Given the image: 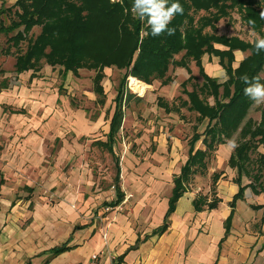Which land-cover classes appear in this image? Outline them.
<instances>
[{"label":"crops","instance_id":"0c3cea01","mask_svg":"<svg viewBox=\"0 0 264 264\" xmlns=\"http://www.w3.org/2000/svg\"><path fill=\"white\" fill-rule=\"evenodd\" d=\"M213 59L210 56L203 58L205 73L223 83L226 80L217 74L226 72L219 60ZM240 63L235 60L233 67L238 68ZM185 70L170 73V76L175 74L171 78L172 82H178V87L191 75L199 76L196 66ZM33 80H39V77L29 76L26 81L31 83ZM142 84L150 88V85ZM6 86L3 88H8ZM136 93L141 96L137 101H142L147 91ZM182 111L165 113L175 116ZM122 112L125 116L123 109ZM114 113L108 123V132ZM191 114L194 115L189 112ZM12 115L25 125L16 127L17 133H27L30 128L25 130L26 113L17 111ZM194 117L196 124L193 127L198 128L197 114ZM206 124L201 131L195 129V133H203ZM8 131L6 129L9 147L4 149L0 161V264H264V193L254 195L248 189L244 199L232 208L231 202L238 194L239 186L233 179L228 184L229 193L221 192L224 184L218 186V183L226 174H222L216 184L219 191L215 186V195L212 193L213 198L220 201L217 209L209 211L205 207L196 211L195 200L207 198L210 202L212 199L200 194V189L190 190L188 186L169 218L168 229L163 234H154L164 224L173 182L188 160L190 141L185 161L177 170L173 167L178 160L173 159L178 140L171 146L170 153L164 141L147 161L136 162L132 158L126 174L133 198L128 201L124 195L122 201L127 203L124 212L117 213L118 195L108 203L105 191H92L93 188L87 185L88 174L84 168L83 171L71 169V177L60 173L69 154L64 149L66 146L58 152L57 161L49 164L42 156L44 147L39 136L33 133L24 141L23 147H14L20 143L10 140L12 134ZM108 132L105 138L94 142L99 150L109 151L102 145L107 142ZM221 147L228 164L234 150ZM195 149H204L203 142L198 141ZM84 161L79 159L78 165L84 164V167ZM72 162L71 156L67 166ZM230 170L235 176L236 171ZM24 176L32 177L40 184H29ZM220 193L225 195L222 197ZM106 207L116 211L105 214ZM99 215L103 216L100 220ZM63 247L67 248L65 252L55 254V250Z\"/></svg>","mask_w":264,"mask_h":264},{"label":"trees","instance_id":"16d2710c","mask_svg":"<svg viewBox=\"0 0 264 264\" xmlns=\"http://www.w3.org/2000/svg\"><path fill=\"white\" fill-rule=\"evenodd\" d=\"M174 2L182 5L183 14H177L169 24L168 27L175 30L172 35L165 32L152 36L144 21L135 18L131 11L125 14L124 9L131 8L132 0L121 3L111 0H16L9 23L0 19V36L8 38L10 49L14 47L20 51L14 65L17 76L32 72L31 78H38L43 62L53 69L59 68L64 78L69 73L77 75L81 70L94 71L95 95L104 105V70L124 71L107 142L102 144L111 153L124 117L126 79L135 78L150 86L160 82L164 87L172 83V67L189 68L195 64L199 76L191 75L180 86L187 99H179V105L171 107L162 98L158 99L165 112L186 109L197 114L198 125L207 124L203 133H195L190 140L189 157L174 179L164 224L154 234H163L168 229L169 218L192 178L205 175L212 154L233 137L238 139V146L228 166L236 171L234 183L239 186V192L233 197L231 207L235 208L236 203L244 199L248 189L254 195L264 193V154L259 150L264 145V106L259 121L249 118L255 103L244 94L247 85L241 79L247 76L251 80L264 73V50L257 53L256 39L248 43L239 37L215 34V24L236 11L246 26L264 38V19L260 16L264 0H168L169 5ZM200 14L196 20L195 16ZM209 27L213 33L205 31ZM35 28H40V34L32 38L30 33ZM145 31L149 33L146 36L142 34ZM25 42L26 50L22 52ZM216 45L226 50L217 49ZM236 51L249 55L235 69ZM179 55L181 59L176 60ZM205 55L219 59L227 75L225 82L220 83L205 73L202 65ZM198 141L203 142L204 149H195ZM221 176L222 173L213 174V185L216 186ZM245 178L249 180L247 185L243 182ZM117 190L119 199L115 206L123 198L120 188ZM219 203L217 198L210 202L200 198L194 201V207L196 211L205 207L211 211L217 209ZM66 250V247L59 248L55 254Z\"/></svg>","mask_w":264,"mask_h":264},{"label":"rangeland","instance_id":"374dc122","mask_svg":"<svg viewBox=\"0 0 264 264\" xmlns=\"http://www.w3.org/2000/svg\"><path fill=\"white\" fill-rule=\"evenodd\" d=\"M121 2L122 0H118L117 3ZM15 3L16 0H0V19H3L7 24L10 19V11H15ZM201 14L195 16L196 20ZM205 31L213 33L210 27ZM253 33L256 32L241 21L236 11L231 12L230 17L221 19L215 24V34L220 37H239L249 43L257 39ZM39 34L40 28H35L30 33V37L35 38ZM256 34L259 37V34ZM215 47L226 50L220 45ZM25 50L26 42L22 44L21 48L22 52ZM18 52L20 51L14 47L10 49L8 38L0 36V161L3 159L4 149L9 147L7 139L9 135H7L6 129L9 130V133L11 131L10 140L14 139V142L20 143L17 146L12 143L14 147H23L24 141L29 140V135L36 134L40 137L39 141L43 143L42 156L49 160V164L57 161L58 152L66 146L64 149L69 154L66 156L68 158L61 170H59L60 173L71 177V172H69L71 169L79 168L83 171L84 168L88 174V177L86 176L87 185L89 184L88 186L93 188L92 191H105L108 203L116 199L118 188L125 197H129V201L133 196L129 191L130 185L127 182L126 170L127 164L132 158L136 162L147 161L156 153L158 146L164 141L167 142L166 149L170 153L171 146L175 144V140H178L179 146H176V150H174L176 155L173 159V161L178 160L173 167V170H177L185 161L189 148L188 142L195 133V129L201 131L205 126L204 123L201 126H199L200 124L197 125L198 128L193 127L196 124L195 114L189 115L186 109H182L181 114L183 115L169 116L170 114L165 113L164 109L159 106L157 98H162L168 105H179V99H187L175 80L164 87L161 86L160 82H155L150 88L143 84L147 94L143 96L142 101H137L141 96L136 92H145L133 88L132 84L135 79L128 77L122 108L125 116L122 129L119 130L120 133L115 140L114 154L106 150H99L94 142L106 137L105 133L108 132V123L115 110V99L121 86L124 71L108 68L104 70L105 80L102 85L106 94V101L104 105H101L95 95L94 78L96 74L94 71L81 70L77 75L69 73L64 78L63 72L59 68L53 69L43 62L41 71L38 73L39 80H33L30 83L26 80L32 72L20 76L15 74L14 65ZM234 55H236L235 60L242 62L249 53L236 51ZM208 56L205 55L204 57L207 59ZM180 59L181 55L176 57V60ZM213 60L216 62L219 59L214 57ZM190 66L189 68L172 67L171 72L174 70L177 72L185 69L191 70L195 64L192 63ZM174 75V73L171 74L173 78ZM220 76L223 80H227L225 73L217 74V77ZM6 84L8 88H3ZM210 104L213 105L212 99H210ZM263 106L264 104L254 105L249 113V118L259 121ZM17 111L26 113L25 117L28 119V123L25 130L28 129V126L30 128L27 133L20 135L17 133L16 127L25 125L12 115L13 112ZM259 150L264 154V145ZM71 156L73 162L67 166ZM225 156L222 147H218L209 159L206 174L193 177L189 189H200V194H206L213 199L212 193H215V185H213L212 176L215 173H222L226 174V177H222L221 182H224L218 183V186L224 184L221 192L227 195L230 189L228 184L233 181L236 175L234 176V172L228 167L227 159H224ZM32 157L35 158L36 155ZM79 159L85 160L86 165L84 167H82L84 164L78 165ZM72 165L76 166L71 167ZM28 176L24 177H27L25 180L29 184L32 183L37 186L40 184ZM244 182L246 184L249 180L245 178ZM218 186H216V191ZM225 194H221V196L223 197ZM49 198L53 201L52 197ZM125 204L127 203H124L121 210L116 211V209L106 207L104 212L105 214L112 212L111 210L117 213L124 212ZM102 217L99 215L98 219L100 220Z\"/></svg>","mask_w":264,"mask_h":264},{"label":"clouds","instance_id":"9594fccd","mask_svg":"<svg viewBox=\"0 0 264 264\" xmlns=\"http://www.w3.org/2000/svg\"><path fill=\"white\" fill-rule=\"evenodd\" d=\"M111 2L117 3L118 0H111ZM124 11L125 14L131 11L135 18L146 23L152 36H159L165 32L168 35L174 34L175 30L170 29L168 26L177 14H183V7L178 2L169 5L168 0H132L131 8H125ZM260 16L264 19V11H261ZM142 34L146 36L149 33L145 31ZM253 35L257 36L254 45L257 53H259L264 50V38L258 37L256 33H253ZM241 79L247 85L244 94L255 105L264 104V83L261 82V80H264V73L257 74L251 80L247 76H243ZM237 146L235 137L228 139L224 145L228 150H234Z\"/></svg>","mask_w":264,"mask_h":264},{"label":"bare ground","instance_id":"6f19581e","mask_svg":"<svg viewBox=\"0 0 264 264\" xmlns=\"http://www.w3.org/2000/svg\"><path fill=\"white\" fill-rule=\"evenodd\" d=\"M131 83H132V79H131ZM132 85H133V88L135 87L138 90H141L143 92H146V88L144 87V85L140 81L134 80V82H133ZM133 91H135V90H133Z\"/></svg>","mask_w":264,"mask_h":264},{"label":"built area","instance_id":"2783aa9c","mask_svg":"<svg viewBox=\"0 0 264 264\" xmlns=\"http://www.w3.org/2000/svg\"><path fill=\"white\" fill-rule=\"evenodd\" d=\"M139 94V93H138ZM123 199H124V195H123ZM129 197H125V200H128ZM125 202L121 201L116 207H118V210L122 209V206L124 205ZM108 210V209H107ZM95 258V257H94Z\"/></svg>","mask_w":264,"mask_h":264}]
</instances>
